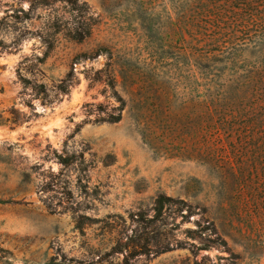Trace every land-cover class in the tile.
I'll return each mask as SVG.
<instances>
[{
    "label": "rangeland",
    "instance_id": "1",
    "mask_svg": "<svg viewBox=\"0 0 264 264\" xmlns=\"http://www.w3.org/2000/svg\"><path fill=\"white\" fill-rule=\"evenodd\" d=\"M84 1L94 25L76 42L64 3L18 23L29 2L0 0V40L27 37L0 50V109L24 116L0 127V264H264V164L243 137L251 128L221 129L202 106L224 97H208L199 61L203 34L216 33L201 24L216 22L194 0ZM212 74L223 84L230 71ZM40 84L53 104L31 90ZM114 91L124 101L115 123ZM161 194L183 201L185 217L173 206L153 220Z\"/></svg>",
    "mask_w": 264,
    "mask_h": 264
},
{
    "label": "trees",
    "instance_id": "2",
    "mask_svg": "<svg viewBox=\"0 0 264 264\" xmlns=\"http://www.w3.org/2000/svg\"><path fill=\"white\" fill-rule=\"evenodd\" d=\"M29 8L27 10L19 7L14 11L16 22L20 23L24 19H29L30 13L37 9H44L54 6L55 3H64L69 10L71 17V27L67 29L70 40L82 42L91 35L94 21L89 12V7L84 0H27ZM237 2H241L247 13H242L240 8L236 7ZM198 5V10L203 17L210 18L216 24L211 26L204 22L202 29L212 27L216 33L212 36L203 34L204 46L210 48L209 52H202L199 61L202 70V87L213 94H220L224 97L215 98L210 101H202V106L209 108L211 114L216 115L221 129H226L235 122H242L245 126L251 128V131L245 134L247 148L255 158H260L264 164V0H194ZM188 6V5H187ZM31 35V34H30ZM33 35V34H32ZM205 37V38H204ZM27 37L22 34L14 38L10 46H6L0 40V50L6 51L11 47L16 49ZM48 50L52 49V43L47 38H40ZM107 53L105 49H98L95 55ZM110 55V52H108ZM242 56L250 58L241 59ZM91 59V56L81 55L75 60ZM229 70L230 75L227 80H221L220 84L214 79L215 74L209 75V71ZM71 72L61 80L55 88L57 97H62L69 93L72 85ZM24 85H28V80H23ZM109 86L113 89V81H109ZM24 88H27L24 86ZM35 96L43 100L44 105H51L53 102L46 100L47 90L40 84L31 87ZM117 102L119 103L118 113L111 118V122L120 121L121 112L124 108V101L114 91ZM9 113V114H7ZM24 116L11 108L9 110L0 109V127L18 126ZM210 119V118H209ZM7 150H12L16 144H3ZM58 163L62 166L70 165V156L56 155ZM264 167V165H263ZM184 202L175 200L166 195H159L154 201L152 211L153 220L162 217L165 209H171L176 206V211L180 217L184 218L182 206ZM193 215L192 212L188 213ZM212 233L215 230L212 229ZM225 244V242H222ZM210 247L202 248V251L209 250ZM55 257H52L45 264H59Z\"/></svg>",
    "mask_w": 264,
    "mask_h": 264
}]
</instances>
